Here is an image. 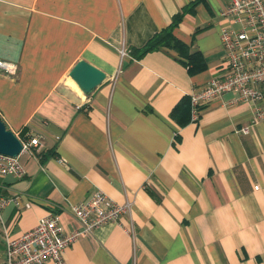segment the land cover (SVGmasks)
<instances>
[{"label": "crops", "instance_id": "1", "mask_svg": "<svg viewBox=\"0 0 264 264\" xmlns=\"http://www.w3.org/2000/svg\"><path fill=\"white\" fill-rule=\"evenodd\" d=\"M192 1L0 0V58L18 65L0 71V117L40 138L19 153L24 176L0 175V195L21 194L2 209L0 263L5 229L18 236L51 211L70 231L72 205L100 188L131 209L67 247L68 264H264V120L234 91L196 121L191 107L190 121L184 107L173 114L224 70L229 0L187 10L174 29L183 46L131 53ZM196 50L204 66L191 72ZM81 59L107 74L91 92L70 74Z\"/></svg>", "mask_w": 264, "mask_h": 264}, {"label": "built area", "instance_id": "2", "mask_svg": "<svg viewBox=\"0 0 264 264\" xmlns=\"http://www.w3.org/2000/svg\"><path fill=\"white\" fill-rule=\"evenodd\" d=\"M226 23L221 26L220 37L224 44L225 66L222 72H215L210 79L191 94V120L196 121L203 107L221 97L227 91L237 93L236 100L251 102V122L264 120V0H229L220 11ZM122 57L128 55L126 48H120ZM16 62L0 58V71L7 75L17 72ZM243 125L239 130L248 132L251 127ZM23 149L38 144V136L22 140ZM27 172L19 154L0 152V175L13 173L24 176ZM256 187H258L256 185ZM21 194L0 195V224H3L2 209L12 200L20 202ZM31 202L27 201L26 206ZM130 201L119 202L104 190L97 188L91 195L77 203L71 210L79 226L70 231L63 229L58 212H48L38 219L37 224L18 236L5 229V249L0 264H43L50 260L54 264H68L65 251L83 235L91 233L98 226L119 222L122 215L131 209Z\"/></svg>", "mask_w": 264, "mask_h": 264}, {"label": "trees", "instance_id": "3", "mask_svg": "<svg viewBox=\"0 0 264 264\" xmlns=\"http://www.w3.org/2000/svg\"><path fill=\"white\" fill-rule=\"evenodd\" d=\"M198 0H194L190 3V6H185L183 9H181L179 12H177L171 21V23L155 33L144 45L140 47H132L131 53L137 57L141 58L143 57L147 52L153 51L156 49L161 48L162 46H183L184 44L180 41L179 38H177L174 34V29L177 27V25L180 23L182 18L184 17L187 10H191L192 7L195 5V3ZM189 70L191 72H194L200 68H203L204 66V57L200 51H194L190 54L189 57ZM181 107H184V109L188 110V117L186 118V122L190 121V113L189 108L191 107V98L190 95L184 96L181 101L175 106L173 109V114L176 113ZM1 118V117H0ZM2 119V118H1ZM24 139V138H23Z\"/></svg>", "mask_w": 264, "mask_h": 264}, {"label": "water", "instance_id": "4", "mask_svg": "<svg viewBox=\"0 0 264 264\" xmlns=\"http://www.w3.org/2000/svg\"><path fill=\"white\" fill-rule=\"evenodd\" d=\"M70 74L85 92H91L107 77L105 71L84 59L73 66ZM22 149V139L0 118V152L18 155Z\"/></svg>", "mask_w": 264, "mask_h": 264}]
</instances>
